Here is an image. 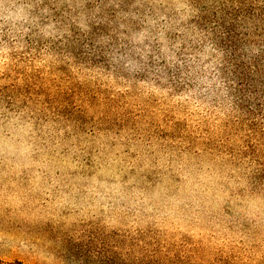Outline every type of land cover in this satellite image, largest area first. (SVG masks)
Segmentation results:
<instances>
[{
  "label": "rangeland",
  "instance_id": "obj_1",
  "mask_svg": "<svg viewBox=\"0 0 264 264\" xmlns=\"http://www.w3.org/2000/svg\"><path fill=\"white\" fill-rule=\"evenodd\" d=\"M242 2L0 0V264H264Z\"/></svg>",
  "mask_w": 264,
  "mask_h": 264
},
{
  "label": "trees",
  "instance_id": "obj_2",
  "mask_svg": "<svg viewBox=\"0 0 264 264\" xmlns=\"http://www.w3.org/2000/svg\"><path fill=\"white\" fill-rule=\"evenodd\" d=\"M240 12L241 17L235 24L245 28L242 40L230 36V49L246 53L248 60L245 63L233 66V75L237 81L233 89L234 94L243 102L247 116L258 121L259 126L264 125V0H243ZM240 44L239 48L238 45ZM251 128L254 124H250ZM262 128V127H261ZM253 129V128H252Z\"/></svg>",
  "mask_w": 264,
  "mask_h": 264
}]
</instances>
